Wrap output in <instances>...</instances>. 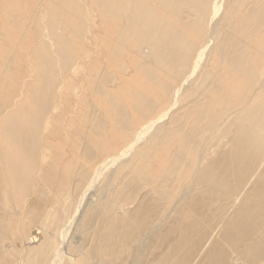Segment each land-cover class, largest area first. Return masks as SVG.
<instances>
[{
	"label": "bare ground",
	"instance_id": "1",
	"mask_svg": "<svg viewBox=\"0 0 264 264\" xmlns=\"http://www.w3.org/2000/svg\"><path fill=\"white\" fill-rule=\"evenodd\" d=\"M0 264H264V0H0Z\"/></svg>",
	"mask_w": 264,
	"mask_h": 264
}]
</instances>
